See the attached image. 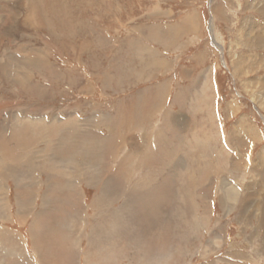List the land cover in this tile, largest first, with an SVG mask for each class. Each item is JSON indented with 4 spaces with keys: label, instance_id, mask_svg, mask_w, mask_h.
Returning a JSON list of instances; mask_svg holds the SVG:
<instances>
[{
    "label": "rangeland",
    "instance_id": "1",
    "mask_svg": "<svg viewBox=\"0 0 264 264\" xmlns=\"http://www.w3.org/2000/svg\"><path fill=\"white\" fill-rule=\"evenodd\" d=\"M0 161V264H264V0H0Z\"/></svg>",
    "mask_w": 264,
    "mask_h": 264
},
{
    "label": "bare ground",
    "instance_id": "2",
    "mask_svg": "<svg viewBox=\"0 0 264 264\" xmlns=\"http://www.w3.org/2000/svg\"><path fill=\"white\" fill-rule=\"evenodd\" d=\"M256 41V40H255ZM19 118V116H17V119ZM43 121H44V119L43 118H40V122H39V125L41 126H43L44 125V123H43ZM32 122H35V120L34 121H32ZM2 163V161H0V164Z\"/></svg>",
    "mask_w": 264,
    "mask_h": 264
}]
</instances>
